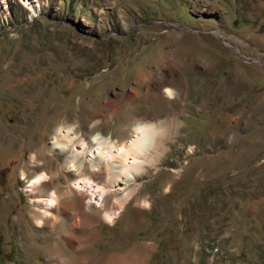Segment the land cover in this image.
Returning a JSON list of instances; mask_svg holds the SVG:
<instances>
[{
    "label": "rangeland",
    "instance_id": "rangeland-1",
    "mask_svg": "<svg viewBox=\"0 0 264 264\" xmlns=\"http://www.w3.org/2000/svg\"><path fill=\"white\" fill-rule=\"evenodd\" d=\"M39 1L30 20L22 0H0V264H52L54 243L74 258L63 207L81 203L55 131L88 141L98 123L122 143L138 122L166 130L164 154L76 244L103 264H264V0ZM40 173L37 194L61 201L53 232L27 189Z\"/></svg>",
    "mask_w": 264,
    "mask_h": 264
},
{
    "label": "bare ground",
    "instance_id": "bare-ground-1",
    "mask_svg": "<svg viewBox=\"0 0 264 264\" xmlns=\"http://www.w3.org/2000/svg\"><path fill=\"white\" fill-rule=\"evenodd\" d=\"M22 2L31 12L30 20H34L42 13L39 0H22ZM174 92L167 87L164 94L168 98H173L176 95ZM152 125L156 124L136 123L133 126L132 136L122 143L104 138L99 132L98 123L91 126L88 141L77 134L74 127H60L55 131L49 147L50 152L53 155L62 156V169L66 176L70 177L68 190L79 196L81 204L77 208L72 204L63 207L65 221L69 223L66 240L74 258L63 259L60 253L54 252L57 248V244L54 243L51 246L52 249L47 251L49 258L47 260H50L52 264H84L83 262L103 264L104 258L101 259L102 262L99 257L91 260L87 247L76 244L79 237L75 234L85 221H94L95 218H101L106 223L112 224L121 213V209L134 195L136 183L146 173V168L158 163L164 154L167 133L165 129L157 125L153 128ZM141 128L144 132L139 131ZM31 161L39 162L36 154L32 153ZM85 171L89 173V176ZM48 181L49 175L40 173L30 180L27 189L32 195L36 210H40L41 213L38 215L40 218L36 219L38 226L44 227V221L49 220L51 232H53L60 220L55 214L61 206L60 198L56 191L45 196L37 194L43 184ZM132 185L133 188H130ZM107 199H113L115 204L112 207L107 206ZM83 215H85L84 218ZM134 252L131 254L133 255ZM134 256L125 264H139L140 255ZM119 258L121 259V256H113L105 264L113 262L120 264V261H117L120 260Z\"/></svg>",
    "mask_w": 264,
    "mask_h": 264
},
{
    "label": "snow or ice",
    "instance_id": "snow-or-ice-1",
    "mask_svg": "<svg viewBox=\"0 0 264 264\" xmlns=\"http://www.w3.org/2000/svg\"><path fill=\"white\" fill-rule=\"evenodd\" d=\"M139 131H141V132H144V129H143V128H141V129H139Z\"/></svg>",
    "mask_w": 264,
    "mask_h": 264
},
{
    "label": "clouds",
    "instance_id": "clouds-1",
    "mask_svg": "<svg viewBox=\"0 0 264 264\" xmlns=\"http://www.w3.org/2000/svg\"><path fill=\"white\" fill-rule=\"evenodd\" d=\"M151 127H153V128H154V127H156V125H152Z\"/></svg>",
    "mask_w": 264,
    "mask_h": 264
}]
</instances>
